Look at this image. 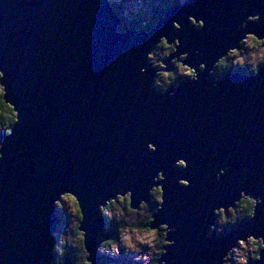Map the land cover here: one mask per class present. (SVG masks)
Returning <instances> with one entry per match:
<instances>
[{"label":"water","instance_id":"water-1","mask_svg":"<svg viewBox=\"0 0 264 264\" xmlns=\"http://www.w3.org/2000/svg\"><path fill=\"white\" fill-rule=\"evenodd\" d=\"M257 13L258 21L236 30ZM189 16L205 26L195 28ZM117 23L105 0H0L3 100L14 120L19 112L0 149V264H53L52 233L61 220L53 201L65 190L82 202L89 259L100 264L96 245L114 232L103 231L99 205L129 189L133 206L149 201L160 170L164 203L151 226H174L167 238L176 242L157 264H212L237 237L264 235L261 204L254 219L207 237L214 208H227L242 189L264 198V66L256 76L209 75L245 31L264 36V0H187L150 31L119 34ZM161 35L180 39L164 59L167 68L172 56L188 52L184 63L198 80L178 79L167 92L152 86L158 67L146 54ZM180 158L188 167H172ZM220 168L224 175L209 181L208 172ZM65 264H72L69 256Z\"/></svg>","mask_w":264,"mask_h":264},{"label":"clouds","instance_id":"clouds-1","mask_svg":"<svg viewBox=\"0 0 264 264\" xmlns=\"http://www.w3.org/2000/svg\"><path fill=\"white\" fill-rule=\"evenodd\" d=\"M187 0H105L112 13L118 18L119 23L115 25V31L123 34L129 30L150 31L158 22L164 12L177 5H183ZM195 28L200 29L205 26L204 19L197 20L194 16L188 17ZM259 13L249 15L237 26V31L247 27L249 21H258ZM173 26L179 30L181 25L173 21ZM238 46H231L220 55L209 69V75H214L217 79L224 76L229 71L243 70L245 75L256 76L259 74L261 66H264V36H258L253 31H245L237 41ZM180 39L176 38L170 42L166 35H161L155 47L146 54L157 71L154 74L153 87L159 88L161 92H167L169 87L178 79L187 78L193 81L199 79V72L191 64L184 63L188 58V52H182L179 57L172 56L171 62L175 68L169 70L164 63V59L177 51ZM199 54V49L195 50ZM207 67L205 62L199 65L200 71ZM141 68V72L146 71ZM5 72L0 70V97H7V85L3 82ZM174 91L169 95H174ZM16 109V107H15ZM19 112L16 109L15 120L9 122V112L7 106L0 104V149L3 148L4 138L10 135L13 127L18 122ZM151 151L156 150L153 143L147 145ZM3 152L0 151V157ZM172 167L186 168L188 161L184 158L176 159ZM226 169L220 168L219 171L207 174V179L216 182L224 175ZM166 179L163 170H160L153 177L154 184L149 189L152 207L147 201L141 199L139 206H133V192L131 189L108 198L103 204L99 205V217L103 220L105 233H115L101 239L96 245V252L102 258L103 264H157L160 258L166 253V246L175 244L174 239H168L170 232H175V227L168 223H161L158 227L151 226L155 220L154 213L159 212L164 203L163 185L157 183ZM183 186H189L190 181L185 178L178 180ZM53 204L57 210V215L64 213L68 222L61 223L52 233L55 243L52 247L54 253L53 264H65L69 249H72V264H94L89 259L92 255L87 248L86 230L82 227L84 211L82 202L78 195L65 190L58 194ZM264 204V198L256 197L245 190L239 193V199L229 204L227 208L223 205L213 209L217 217L216 224L210 225L207 237H211L213 231L217 235L226 234L232 229L229 225L235 226L245 220L255 218L256 209ZM217 224L219 227H217ZM62 229V230H61ZM206 237V238H207ZM264 250V235L247 234L236 238L234 244L227 249L220 261L213 260L212 264H252L262 258ZM107 258L104 260L103 258ZM101 264V262H100ZM163 264H167L164 261Z\"/></svg>","mask_w":264,"mask_h":264},{"label":"rangeland","instance_id":"rangeland-1","mask_svg":"<svg viewBox=\"0 0 264 264\" xmlns=\"http://www.w3.org/2000/svg\"><path fill=\"white\" fill-rule=\"evenodd\" d=\"M176 57V56H175ZM171 60H172V57H171V59L169 60V62L173 65V68L172 69H174L175 68V65L171 62ZM151 63V62H150ZM158 67V66H157ZM175 83V82H174ZM150 196V195H149ZM152 200V199H151ZM152 207H155V204L151 201H149L148 202ZM59 217H61V218H63V223H67L68 222V218H67V216L66 215H64V213H62V216H61V214L59 215ZM60 224V223H59ZM58 224V225H59ZM57 225V226H58ZM217 227H219V225L217 224ZM56 229H57V227H56ZM62 230V229H61ZM115 234V233H114ZM56 242V241H55ZM73 250L72 249H69V256H70V258H71V252H72ZM104 260H107V258L105 257V258H103ZM101 261V260H100ZM101 264H103V262L101 263ZM125 264H128V262L125 260Z\"/></svg>","mask_w":264,"mask_h":264},{"label":"trees","instance_id":"trees-1","mask_svg":"<svg viewBox=\"0 0 264 264\" xmlns=\"http://www.w3.org/2000/svg\"><path fill=\"white\" fill-rule=\"evenodd\" d=\"M242 72H243V70H241ZM0 104H3V105H5V106H7V109H8V112H9V118H10V120H9V122H13L14 121V112H13V110H12V108H11V106L9 105V104H7L4 100H3V97H0ZM59 210H57L56 209V213L58 212ZM61 214V216H62V212L60 213ZM60 219L62 220V218L60 217ZM61 220H60V223H61ZM232 225H229L228 227H231ZM69 255V254H68ZM101 263H102V258H101V261H100Z\"/></svg>","mask_w":264,"mask_h":264},{"label":"flooded vegetation","instance_id":"flooded-vegetation-1","mask_svg":"<svg viewBox=\"0 0 264 264\" xmlns=\"http://www.w3.org/2000/svg\"><path fill=\"white\" fill-rule=\"evenodd\" d=\"M178 81V80H177ZM177 81L175 82V83H173L172 85H174V84H176L177 83ZM150 195V194H149ZM152 198H151V196H149V201L151 202L152 200H151ZM149 201H147V202H149ZM216 221H217V217H216ZM240 223H242V222H240ZM239 224V223H238ZM232 227V226H231Z\"/></svg>","mask_w":264,"mask_h":264},{"label":"bare ground","instance_id":"bare-ground-1","mask_svg":"<svg viewBox=\"0 0 264 264\" xmlns=\"http://www.w3.org/2000/svg\"><path fill=\"white\" fill-rule=\"evenodd\" d=\"M175 39H173L171 42H173ZM181 54V53H180ZM180 54H178V55H176V57H179L180 56ZM149 61V60H148ZM150 62V61H149ZM168 63H170L169 62V60H168ZM171 70V69H170ZM149 194H150V192H149ZM69 256V255H68ZM70 257V256H69ZM71 259V258H70Z\"/></svg>","mask_w":264,"mask_h":264}]
</instances>
